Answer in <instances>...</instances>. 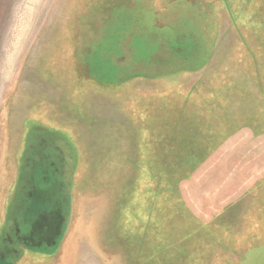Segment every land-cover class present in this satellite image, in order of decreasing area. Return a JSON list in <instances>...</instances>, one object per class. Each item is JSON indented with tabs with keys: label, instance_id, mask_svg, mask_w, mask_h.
Instances as JSON below:
<instances>
[{
	"label": "rangeland",
	"instance_id": "obj_1",
	"mask_svg": "<svg viewBox=\"0 0 264 264\" xmlns=\"http://www.w3.org/2000/svg\"><path fill=\"white\" fill-rule=\"evenodd\" d=\"M0 264H264V0H0Z\"/></svg>",
	"mask_w": 264,
	"mask_h": 264
},
{
	"label": "trees",
	"instance_id": "obj_2",
	"mask_svg": "<svg viewBox=\"0 0 264 264\" xmlns=\"http://www.w3.org/2000/svg\"><path fill=\"white\" fill-rule=\"evenodd\" d=\"M55 244H53V241L52 242H49V244H47V246H54Z\"/></svg>",
	"mask_w": 264,
	"mask_h": 264
}]
</instances>
